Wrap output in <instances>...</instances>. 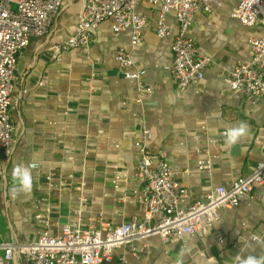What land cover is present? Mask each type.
Returning a JSON list of instances; mask_svg holds the SVG:
<instances>
[{"label": "crops", "instance_id": "crops-1", "mask_svg": "<svg viewBox=\"0 0 264 264\" xmlns=\"http://www.w3.org/2000/svg\"><path fill=\"white\" fill-rule=\"evenodd\" d=\"M222 1L213 13L195 17L190 37L211 63L202 81L180 91L170 72L178 30L174 16L168 20L172 35L159 38L158 12L144 3L137 10L147 19L139 47L132 48L130 31L115 35L113 22L106 21L88 47L58 53L50 45L74 33L84 5V0H65L48 34L31 40L19 56L10 111L15 146L8 157L0 152V244H32L44 231L87 230L100 216L114 225L143 220L140 144L166 151L187 192L184 205L220 186L230 188L264 161V97L233 92L225 80L250 62L251 40L264 37V25H242L232 17L241 0ZM120 47L147 72L144 81L153 95L144 101L137 83L124 78L115 61ZM241 122L247 135L227 146L224 133ZM200 162L211 168L199 170ZM18 164L34 165L33 188L30 195L13 198L11 172ZM219 217L204 238L164 242L151 236L116 251L109 264H236L238 255L264 254V186ZM10 264L28 263L16 254Z\"/></svg>", "mask_w": 264, "mask_h": 264}, {"label": "built area", "instance_id": "built-area-1", "mask_svg": "<svg viewBox=\"0 0 264 264\" xmlns=\"http://www.w3.org/2000/svg\"><path fill=\"white\" fill-rule=\"evenodd\" d=\"M64 2L0 0V152L7 157L15 146L10 111L19 56L31 40L48 34ZM144 3L158 12L156 34L159 38L172 35L168 20L170 16L176 19L178 30L171 46L170 72L179 90L185 91L202 81L211 60L200 54L190 30L198 13H213L223 6L222 0H84L74 33L59 43H52L49 50L61 53L88 47L94 32L106 21L113 22L115 35L130 31L132 48H137L143 42L147 26V19L137 12ZM232 17L246 27L264 25V0H241ZM114 57L122 76L137 83L139 100L151 97L153 89L144 81L146 70L135 67L124 47L118 48ZM225 80L233 92L252 98L264 97V37L251 40L250 62L239 64ZM93 81V76L88 79L91 88ZM148 134V130L144 132ZM138 147V176L144 180L138 193L145 214L143 220L132 218L122 225H114L100 216L98 225L87 230L65 228L58 235L44 231L32 244L4 242L0 244L3 251L0 264H10L16 254L28 264H109L116 251L151 236H160L164 242L186 235L204 238L223 209L237 208L256 187L264 186V161H261L249 176L236 180L230 188L220 186L200 200L184 205L187 192L176 181L166 151H154L145 144ZM210 168L207 162L199 164V170ZM52 181V176H48L51 188ZM252 240L260 242L256 236ZM219 243L223 244L224 240L219 239Z\"/></svg>", "mask_w": 264, "mask_h": 264}, {"label": "clouds", "instance_id": "clouds-1", "mask_svg": "<svg viewBox=\"0 0 264 264\" xmlns=\"http://www.w3.org/2000/svg\"><path fill=\"white\" fill-rule=\"evenodd\" d=\"M168 101L170 103H174L175 98L169 97ZM247 133L248 126L243 122L229 126L224 133L225 144L231 147L232 145L238 143L242 137H245ZM33 167L34 165L29 166L25 164H18L12 169L11 179L13 181V187L11 189V194L13 198L19 194H31L33 188ZM183 254L184 249H181V255ZM236 264H264V254L259 256L250 254L247 257L238 255L236 257Z\"/></svg>", "mask_w": 264, "mask_h": 264}]
</instances>
